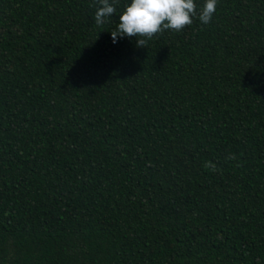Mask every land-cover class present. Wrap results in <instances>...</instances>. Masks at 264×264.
Wrapping results in <instances>:
<instances>
[{
	"label": "trees",
	"instance_id": "16d2710c",
	"mask_svg": "<svg viewBox=\"0 0 264 264\" xmlns=\"http://www.w3.org/2000/svg\"><path fill=\"white\" fill-rule=\"evenodd\" d=\"M126 3L0 0V264H264V0L147 47Z\"/></svg>",
	"mask_w": 264,
	"mask_h": 264
},
{
	"label": "clouds",
	"instance_id": "9594fccd",
	"mask_svg": "<svg viewBox=\"0 0 264 264\" xmlns=\"http://www.w3.org/2000/svg\"><path fill=\"white\" fill-rule=\"evenodd\" d=\"M94 20L97 26L104 25L117 9L118 0H96ZM218 0H204L197 6L195 0H130L119 14V23L111 31L113 43L117 37H137V47H147L148 41L166 31L181 32L197 18L201 24H209L217 9ZM235 159L234 156L230 157ZM214 171L215 165H204Z\"/></svg>",
	"mask_w": 264,
	"mask_h": 264
}]
</instances>
